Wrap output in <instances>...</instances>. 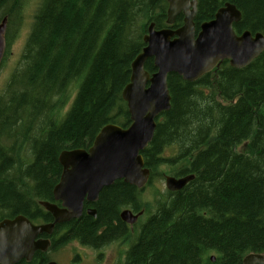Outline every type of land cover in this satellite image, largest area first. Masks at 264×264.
I'll list each match as a JSON object with an SVG mask.
<instances>
[{"label":"trees","instance_id":"16d2710c","mask_svg":"<svg viewBox=\"0 0 264 264\" xmlns=\"http://www.w3.org/2000/svg\"><path fill=\"white\" fill-rule=\"evenodd\" d=\"M196 1L197 30L229 3L241 13L236 34L264 36V0ZM26 4L0 0L6 52ZM167 8L166 0H39L0 96V211L6 219L51 221L38 203L52 202L59 154L87 150L107 125H130L121 94L147 27L166 28ZM182 20L176 17L172 29ZM144 70L155 72L152 60ZM167 87L170 109L156 120L141 153L150 170L146 188L160 167L194 180L146 205L142 191L116 181L92 205L95 218L83 212L56 226L53 238L60 239L53 247L78 242L100 250L124 239L119 213L128 209L145 219L122 264H242L249 254L264 257V52L243 69L223 61L194 83L171 74Z\"/></svg>","mask_w":264,"mask_h":264},{"label":"water","instance_id":"95a60500","mask_svg":"<svg viewBox=\"0 0 264 264\" xmlns=\"http://www.w3.org/2000/svg\"><path fill=\"white\" fill-rule=\"evenodd\" d=\"M166 2L167 28L156 30L153 24L149 25L143 37L145 47L132 62L129 83L121 94L130 125L127 128L107 125L87 150H69L59 154L61 174L52 190V200L60 207L48 202L39 203L51 216L52 223L35 226L23 216L0 221V264H16L20 260L29 262L36 251L46 252L50 241L37 238L50 236L55 226L79 219L84 203L95 204L100 192L114 182L123 181L138 190L145 188L150 171L141 153L152 141L156 120L170 109L169 75L194 83L223 61L232 68L243 69L264 52L261 34H235L232 26L241 19L235 5L227 3L219 8L213 20L202 23L196 33L197 1ZM180 14L183 25L176 30L171 29ZM5 31L6 19H3L0 23V65L6 50ZM147 60H152L155 68L151 75L144 70ZM191 180L192 176H166L164 184L168 192H177ZM87 214L96 217L94 209L87 210ZM141 214L133 215L129 210H123L119 217L123 223L133 225ZM242 264H264V257L247 255Z\"/></svg>","mask_w":264,"mask_h":264},{"label":"rangeland","instance_id":"374dc122","mask_svg":"<svg viewBox=\"0 0 264 264\" xmlns=\"http://www.w3.org/2000/svg\"><path fill=\"white\" fill-rule=\"evenodd\" d=\"M38 2L39 0H27V4L24 6L23 10V22L19 30L16 32L15 36L11 39V42L7 49L3 64L0 67L1 97L4 95V88L10 77V74L17 66L22 48L24 46V42L29 32L31 18ZM75 87L76 86L71 87L70 89L71 98L74 97V94L76 92ZM174 171L165 167H160L158 169L155 180L153 181L152 188L147 187L142 190L140 196L142 205L153 203L155 197L159 193H163L166 191L164 185V178L166 176H173V173L171 172ZM150 210L152 211L151 206ZM6 213V211H0V215H3L4 217L3 219H6ZM144 219L145 216L140 218L138 224L133 227L132 231L127 230L128 233H130V236H128V240L127 238L125 240H120L100 250L84 248L72 242L59 249L58 252H56L55 254L51 253L50 257L53 261L57 262V264H122L124 261L125 253L134 238V231L139 228V225L144 222ZM130 237L132 238L131 242ZM76 257H79V260H75Z\"/></svg>","mask_w":264,"mask_h":264},{"label":"flooded vegetation","instance_id":"af4514ba","mask_svg":"<svg viewBox=\"0 0 264 264\" xmlns=\"http://www.w3.org/2000/svg\"><path fill=\"white\" fill-rule=\"evenodd\" d=\"M198 30H199V27H198ZM198 30L196 29V27H195V31H196V33L198 32ZM57 207H60L59 206V204H55ZM88 209H93V207L92 206H90L89 205V207L87 206L86 208H85V210H88ZM52 218H51V221H49V222H46V223H44V222H38V223H36L35 225H43V224H50V223H52ZM56 228V227H55ZM55 228H54V230H53V232H52V234H51V236L50 237H48V236H45V235H42V236H40V237H38L37 239H49L50 240V243H51V246H50V248H48V250L46 251V252H41V251H36L35 253H34V255H33V257H32V259L29 261V262H27V261H25V260H20L19 262H17L16 264H48V263H51V262H54V263H56L57 264V262H55V261H53L52 259H51V257H50V254L52 253V254H55L56 252H58V250L59 249H61L60 247L59 248H56L55 246V249H54V247H53V242H59V239L60 238H53L54 237V232H55ZM124 228L125 229H127V230H129V231H132L133 230V227H130V226H127L126 224H124ZM128 232V231H127ZM127 238V234L125 235V237H124V239H122V240H125ZM74 243H76V244H78V245H80L81 246V244L80 243H78V242H74ZM58 246V245H57ZM83 247V246H82ZM34 257H37L36 259H35V261H34ZM38 260V261H37ZM72 260V259H71ZM75 260H79V257H76L75 258ZM74 260V261H75ZM73 261V262H74Z\"/></svg>","mask_w":264,"mask_h":264},{"label":"bare ground","instance_id":"6f19581e","mask_svg":"<svg viewBox=\"0 0 264 264\" xmlns=\"http://www.w3.org/2000/svg\"><path fill=\"white\" fill-rule=\"evenodd\" d=\"M226 4H227V3H226ZM3 16H4V15H3ZM6 18H7V17H6ZM17 18H18V17H17ZM205 23H206V22H205ZM237 23H238V22H237ZM237 23H235V24H237ZM233 25H234V24H233ZM154 27H155V26H154ZM232 27H233V26H232ZM147 28H148V27H147ZM233 30H234V29H233ZM234 32H235V31H234ZM245 32H249V31H245ZM242 33H243V32H242ZM242 33H240V34H242ZM249 33H250V32H249ZM235 34H236V33H235ZM240 34H236V35H240ZM251 34H252V35H255V34H261V33H255V34L251 33ZM261 35H262V34H261ZM262 36H263V35H262ZM263 37H264V36H263ZM11 124H12V123H11ZM33 125H34V124H33ZM150 143H151V142H150ZM40 145H41V144H40ZM147 147H148V146H147ZM11 154H13V153H11ZM188 176H192V180H194V176H193V175H188ZM184 177H186V176H184ZM192 180H191V181H192ZM191 181H189V182L186 184V186H187ZM186 186H184L183 188H185ZM183 188H182V189H183ZM182 189H181V190H182ZM181 190H179V191H181ZM167 192H168V191H167ZM177 192H178V191H177ZM170 193H174V192H170ZM122 211H123V210H122ZM122 211H121V212H122ZM121 212H120V213H121ZM120 213H119V216H120ZM131 235H132V234H131ZM128 236H130L129 233L127 234V240H128ZM131 237H132V236H131ZM131 237H130V242H131V239H132ZM133 240H134V238H133ZM133 240H132V241H133ZM130 244H131V243H130ZM100 247H101V246H100ZM209 257H210V256H209ZM211 257H214V260H215V256H214V255H212ZM214 260H213V261H214ZM211 261H212V260H211ZM213 261H212V262H213Z\"/></svg>","mask_w":264,"mask_h":264}]
</instances>
